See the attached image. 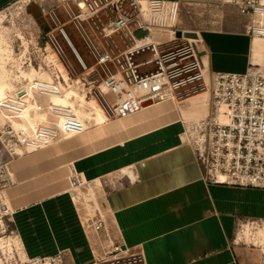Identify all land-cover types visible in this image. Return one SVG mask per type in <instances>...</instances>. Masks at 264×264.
<instances>
[{"label":"built area","instance_id":"obj_1","mask_svg":"<svg viewBox=\"0 0 264 264\" xmlns=\"http://www.w3.org/2000/svg\"><path fill=\"white\" fill-rule=\"evenodd\" d=\"M66 11V23L59 16L44 19L42 28L63 70L57 68L50 79L37 77L32 89L40 99L63 95L73 85L81 89L87 98L95 99L108 117V121L121 119L147 107L166 102L181 103L191 95L211 90L210 111L197 121L186 123L184 140L195 153L202 169L203 179L212 185L264 190V66L252 64L247 71L216 73L208 81L206 50L200 30L186 29L182 16L190 15L195 0H57ZM36 0H28V5ZM237 11L240 30L252 38H264V0H238L231 4ZM46 16L45 10L41 9ZM106 20L101 21L100 15ZM42 15V14H41ZM42 15V17H43ZM191 16V15H190ZM99 19L100 24H96ZM50 21L57 26L60 36L68 42L66 25H72L89 48L92 66L81 58L79 65L85 71L77 74L72 64L66 63V51L51 29ZM93 22L105 38L119 35L124 46L113 49L98 47L84 28ZM145 31L142 37L135 34ZM193 33L191 38L178 37V32ZM66 57V58H65ZM38 74L46 64L36 65ZM29 61L27 68H32ZM65 71V72H63ZM71 71V73L69 72ZM71 74V75H70ZM75 76V78L73 77ZM94 77L93 80H88ZM83 87V88H82ZM22 88V87H21ZM19 89L0 101V113L6 125L0 133V146L7 156L18 155L17 149L34 153L55 143L62 132L81 136L87 127L68 105H58L51 100L47 105L37 103V111L46 112L52 118L50 125H24L14 128L13 120L24 119L29 106V94ZM99 91L100 96L93 92ZM25 92V93H24ZM56 120H61L58 126ZM9 161L0 154V235H14L11 216L5 203V189L12 174ZM131 171V170H130ZM132 172V171H131ZM130 182L137 181L127 175ZM76 188L94 182L86 181L81 174L73 176ZM123 183L115 186L120 188ZM87 232L101 241V233L111 242L109 221L103 205L94 189L91 193H69ZM78 205V206H77ZM263 225L257 221L238 222L234 246H254L238 240L246 226ZM10 229V230H9ZM96 247V245H95ZM116 248L101 247L94 250V264H147L138 249H129L119 240ZM123 247H125L123 249ZM111 248V247H109ZM64 264V254L53 257H37L27 264Z\"/></svg>","mask_w":264,"mask_h":264},{"label":"crops","instance_id":"obj_2","mask_svg":"<svg viewBox=\"0 0 264 264\" xmlns=\"http://www.w3.org/2000/svg\"><path fill=\"white\" fill-rule=\"evenodd\" d=\"M235 1L195 0L190 10L200 15L215 7L223 11ZM220 18L200 30L208 81L216 73L242 74L252 64L264 66V38L244 34L239 21ZM67 27L66 44L77 61L85 62ZM210 101L206 89L184 102L156 104L82 135L89 152L72 167L86 181L106 182L126 170L137 177L99 198L117 240L141 250L147 264H264L262 245L232 244L238 222L264 225V190L206 183L184 140L186 123L206 117ZM29 177L22 179L24 193H7L15 241L24 256L64 253L65 264H94L96 236L84 230L69 197L65 192L29 193L28 182L38 178Z\"/></svg>","mask_w":264,"mask_h":264},{"label":"rangeland","instance_id":"obj_3","mask_svg":"<svg viewBox=\"0 0 264 264\" xmlns=\"http://www.w3.org/2000/svg\"><path fill=\"white\" fill-rule=\"evenodd\" d=\"M30 5H36L42 15L43 12L41 9L43 8L45 10L46 16L43 15L42 18L46 17L50 20V15H57L64 23L69 20L67 18L66 11L61 5H59L57 0H36V2H32L29 5L28 0H0V81L4 82L5 87H7V92L13 89L16 90L21 87V85H25L26 83H28L25 76L26 74L32 72V69L38 71L36 65H43V63L46 64V68L41 72L42 74H44L43 76L47 78L53 77L56 73L57 68L61 66L53 51V48H55L54 45L48 42L49 40L46 36L45 29L38 24L37 20L32 14L28 13V7ZM190 12L191 16L187 15L186 12L184 13V15L182 16V24L186 29L191 30L211 28L212 24H218V22H221L220 17H223V20H238L237 11L233 6L225 7L223 11H220V8L215 7L212 8V10H207V12H204L201 15L198 13L194 14L192 10H190ZM99 19L101 21H105L106 17L102 14L100 15ZM99 19H95L96 24H100ZM50 24L51 29L56 30L57 26L51 21ZM72 27L73 26L69 24L67 27V32L71 37V40L85 59L86 64L90 67L93 64V60L91 59V56L89 54V48L83 38L79 36L74 27ZM84 28L90 36L91 40L98 47L103 46L107 49H113L116 46H124V40H126L125 37L122 38L117 35V37L115 38H105L100 34L99 29L93 22L89 24L85 23ZM145 34V31H138L135 35L137 37H142ZM55 35L59 39L61 45L65 48L67 55V58L65 57L66 63L69 65L72 64L78 75L85 72L82 67L78 65L77 59L72 55L71 50L69 49L65 40H63V38L60 36L58 30L55 31ZM29 61H31L32 63V68H27ZM60 68L61 70H63L62 66ZM69 72L71 73V71ZM73 77L75 78V76ZM93 79L94 77H91L88 80ZM75 87L78 88V86L73 85L72 89H74ZM78 90L80 99L76 100L75 108L77 110H82L84 114H88L89 111L95 112V110L91 109L89 105H83V109L79 108V106L81 105V98H83L87 102H92V100H88L91 98H87L85 96V93H81V89L78 88ZM93 94L95 96H100L99 91L97 90H95ZM85 97L87 99H85ZM43 100L47 101L48 103L50 101V98H44ZM45 101H43L42 104H45ZM202 103L203 105L207 104L206 101H203ZM35 110L36 109L34 108L31 109V111ZM35 116L36 115H34V117ZM44 117L49 122L52 120L51 116H48L47 114L40 115V120L42 121ZM202 117L203 116H197L195 118V121L202 119ZM85 121L87 120L85 119ZM5 125L6 122H4L0 118V133L5 128ZM90 125L91 128L92 126H94L91 123ZM104 125L99 127H103ZM13 126L17 128L19 125L13 123ZM90 129H88L87 132L91 131ZM86 142V137L82 135L76 137L62 135L55 143L41 151L27 153L21 151L20 149H17L16 152L18 153V155H14L13 157L7 156L5 150L3 149V146H0V154L3 155V158L5 160L9 161L10 173L12 174V182L4 191V195L6 197L5 203H7L9 206L7 193L25 192L24 189H22V179H25V177L28 176H30L29 178H33L35 176H37L38 178L30 181L28 179V188H30V190H27V192L31 193L36 190L43 191L41 193L65 192V195L69 197L71 203L74 206L75 204L72 201L69 193H91V189H94L97 198L100 201V193L104 195V193H106L116 185L127 180V173L129 170H126V173L122 172L109 177L110 180H107L106 182L100 180L85 187H79L78 189H75L76 187L72 183H74L73 176L77 172L74 171L72 162L80 156L89 152V149L85 147ZM13 227L14 226L12 225L11 228L13 229ZM109 227L111 239L115 243V245L111 246V242L108 240V238H106V236H101L100 242L95 237V249L97 252L101 250V247H106L107 249L112 250L116 248L115 246L118 244V240L110 224ZM245 230L247 229L245 228L239 233L238 238H245ZM249 231L250 239H248L247 242H253L256 245H262L264 247V227H256L254 229L249 228ZM7 234L10 235V231H8ZM11 236L14 240H12L13 243L15 242L17 246V248H15L18 260L16 261L17 264H27L32 259H35L34 257L26 258L22 253L20 246H18V243L15 241L16 235L14 234ZM1 248H4V244H1ZM17 249H19V251ZM2 264H6L5 261H3ZM50 264L56 263L51 262Z\"/></svg>","mask_w":264,"mask_h":264},{"label":"bare ground","instance_id":"obj_4","mask_svg":"<svg viewBox=\"0 0 264 264\" xmlns=\"http://www.w3.org/2000/svg\"><path fill=\"white\" fill-rule=\"evenodd\" d=\"M61 67V66H60ZM59 67V68H60ZM61 70V68H60ZM32 72L26 74V78L28 81V83H26L25 85H21V87H19L18 89H13L11 91H8L7 92V87H5L4 85V82L0 81V101L6 97V95L8 94H17L19 92V89L21 88V90L23 91H27L28 94H29V106L28 108L26 109L23 117L24 119H16V120H13V123L19 125L17 128L21 127L22 125H24V121L27 120L31 125L33 126H37V125H50L52 123V120L49 122L47 119H45V117L43 118V120L41 121L40 119V115H44V114H47L46 112H39L37 111V103H41L45 100L43 99H40L36 96V92L32 89V82L35 78L37 77H40L42 79H50V78H47L45 76H43L44 74L42 75H39L34 69L31 70ZM66 92L61 96V95H55L53 97H51V101L55 104H58V105H69L74 113L78 116V118L84 122L85 126L87 127V129H90L91 124H93L94 126L92 127H99V126H102L104 124L107 123L108 121V117L106 116V114L103 112V109L102 107L100 106V104L95 100V99H88V100H92V102H87L86 100H84L83 98H81V105L79 106V108H82L83 109V105H89L91 107V109L95 110V112H90L88 114H84V112L82 110H77L75 108V102L76 100L80 99V94H79V90L77 87H75L74 89H72V87L68 88L67 90H65ZM25 93V92H24ZM82 95V94H81ZM205 95H208L207 93L206 94H203L201 95L200 97L202 96H205ZM84 97V96H83ZM196 97V96H195ZM85 99H87L85 97ZM46 103L43 104V105H47V101H45ZM34 108L36 109L35 111H31V109ZM36 115L34 117V115ZM48 115V114H47ZM88 115V116H87ZM49 116V115H48ZM85 117V118H84ZM0 118L6 122L5 118L1 115L0 113ZM85 119L87 121H85ZM90 121V122H88ZM61 120H56V123L58 124V126H61ZM15 128V127H14ZM87 133V132H85ZM85 133L83 135H85ZM62 135L64 136H69L65 133L62 132ZM61 135V136H62ZM71 137V136H69ZM132 172L130 171L127 175L132 177ZM8 205V204H7ZM9 208V212L12 213L10 207L8 206ZM257 227H264V225H260V226H257ZM247 230H245V238L240 240L238 238L239 241H242V242H245L247 244H253L254 246L256 245L255 243L253 242H250L248 243V239L246 237V232L248 233V236L250 238V231H249V228L251 229H254L253 227L251 226H246L245 227ZM244 228V229H245ZM243 229V230H244ZM12 236L11 235H6V236H1L0 235V263L2 264L3 261H5L6 264H17L16 261L17 260V256H16V250L15 248H17L15 242L13 243L12 241ZM1 244H4V248H1ZM15 244V245H14ZM19 251V249H17Z\"/></svg>","mask_w":264,"mask_h":264},{"label":"water","instance_id":"obj_5","mask_svg":"<svg viewBox=\"0 0 264 264\" xmlns=\"http://www.w3.org/2000/svg\"><path fill=\"white\" fill-rule=\"evenodd\" d=\"M28 13H29V14H32V15L34 16V18L37 20L38 24H39L40 26L43 27V25H44V19L42 18L41 12L38 10V8H37L36 5H30V6L28 7ZM45 30H46V31H49V28L46 27ZM177 36H178V37L191 38V37L194 36V34H193V33H184V34H183L182 32L179 31V32L177 33ZM124 248H125V247H123V249H124Z\"/></svg>","mask_w":264,"mask_h":264}]
</instances>
